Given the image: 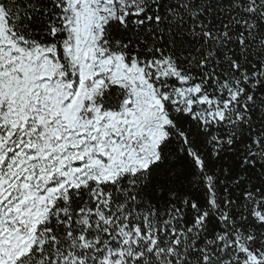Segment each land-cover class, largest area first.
<instances>
[{
  "label": "snow or ice",
  "instance_id": "6c2138e0",
  "mask_svg": "<svg viewBox=\"0 0 264 264\" xmlns=\"http://www.w3.org/2000/svg\"><path fill=\"white\" fill-rule=\"evenodd\" d=\"M0 264H264V0H0Z\"/></svg>",
  "mask_w": 264,
  "mask_h": 264
}]
</instances>
